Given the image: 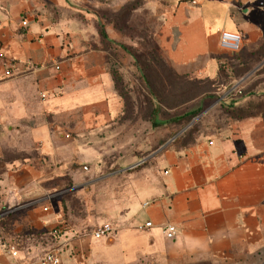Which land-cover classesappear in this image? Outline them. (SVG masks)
Segmentation results:
<instances>
[{
    "label": "crops",
    "instance_id": "0c3cea01",
    "mask_svg": "<svg viewBox=\"0 0 264 264\" xmlns=\"http://www.w3.org/2000/svg\"><path fill=\"white\" fill-rule=\"evenodd\" d=\"M223 30L240 52L220 47ZM144 33L177 75L208 82L201 94L242 66L238 83L264 93V0H0V264L55 248L64 264H264V113L222 121L208 105L196 141L190 124L137 170L96 175L95 142L124 107L112 45ZM113 179L118 200L68 220L66 183ZM102 224L116 230L95 238Z\"/></svg>",
    "mask_w": 264,
    "mask_h": 264
},
{
    "label": "rangeland",
    "instance_id": "374dc122",
    "mask_svg": "<svg viewBox=\"0 0 264 264\" xmlns=\"http://www.w3.org/2000/svg\"><path fill=\"white\" fill-rule=\"evenodd\" d=\"M133 41L134 43L129 45L130 50L123 49L120 43L112 46V51L118 58L116 59V64L118 65L117 75H119L117 86L125 95L126 101L122 100L126 111L121 115L119 122L113 124L112 132L101 136L95 142V145L101 149V156L97 158V165L102 166L101 170L96 173L99 176L106 174L114 176L121 167L137 170L140 165L147 164V160L163 146L158 147L159 144L171 142L184 131L183 128L174 133L176 128L170 126L167 122L165 123L164 118H167L171 112L164 110L161 113L159 110L155 115L152 113L149 99L153 101L154 99H152V95L147 91V86L143 82L142 72L134 64L135 57H138V60L142 62L144 70H146L152 80V84L158 93L160 105H172L179 101L183 102V98L188 95L184 91L191 86L187 84L180 89L177 86L172 92L167 93L165 78L168 74V69L160 62L161 56L159 54L152 60L149 57L150 54L147 53V48L149 50L152 39L146 34L144 39L138 38L136 42L134 38ZM122 54H124L123 57ZM133 54L136 56H133ZM224 90L225 87L220 86L216 94ZM263 100L255 99V102L258 103ZM201 103L202 101L192 107L196 108ZM213 104L211 103L209 106L216 105ZM207 106L208 104H205V107ZM206 109L199 115L204 116ZM154 122L161 123L157 125ZM137 163L140 164L134 167ZM74 184V181L66 183L63 193L66 216L69 221L85 215L90 210L94 212L95 200H118L119 198L120 185L114 179L113 183L110 184L98 181L96 184L86 185L85 188L69 187ZM87 187L90 188L89 191H87ZM82 200H85V204L82 203ZM88 200H90L89 203Z\"/></svg>",
    "mask_w": 264,
    "mask_h": 264
},
{
    "label": "trees",
    "instance_id": "16d2710c",
    "mask_svg": "<svg viewBox=\"0 0 264 264\" xmlns=\"http://www.w3.org/2000/svg\"><path fill=\"white\" fill-rule=\"evenodd\" d=\"M102 33L106 37L105 32L103 31ZM145 35H146L145 33L142 34L141 39H144ZM150 43L151 45L149 46V50L147 48V53L150 54L149 57L153 60V58H155V56L159 54L161 56V58L159 59L160 62L164 64L168 69V74L165 78L167 93L172 92L174 89L177 88V86L178 89L183 88V86L187 84H189L188 86H191L184 91V93L188 95L183 98L182 100L183 102L179 101L172 105H163V104L160 105V101L157 95L158 93L156 92V89L152 84V80L150 79L148 73H146V70H144V67L142 66V62L138 60V57H135L134 64L135 66L137 65L140 72H142L141 76L143 82L147 86L148 89L147 91L152 95L151 96L153 97L152 99H154V101L149 99L152 113L155 115L159 110L161 111V113L164 110H167V112H171V114L164 119H165V123L167 122L168 124L176 128L174 130V133L182 130L183 128L191 124L184 131L182 135H188V138L191 139V142L196 141L194 136L199 131V128L201 124H203V121L209 118V116L204 117L199 115L206 108L205 104L209 105L211 103H216L215 108L213 109L215 111H213L214 113H212V116L222 121L224 120L227 121L229 118L240 120L264 113V100L258 103L255 102V99H264V93H258L257 91H252L251 88L244 87L243 84L238 83L240 81L239 79H241L243 75L247 73L248 71L247 66H242L241 67L242 69H237L236 71H234L233 74L237 76L236 77L237 80L234 81L232 80L230 82L227 79L228 78L227 74H225L224 70H222V75L224 76V79L226 81L224 85L225 90L223 92L216 94V91L219 88L218 86H216L211 88L210 92L201 94L208 87V82L193 80L177 75L175 71L172 69L167 58L160 50V48L154 43L153 40ZM121 46L125 50L131 49L130 47L124 44H121ZM133 56L136 55L133 54ZM239 63L241 64V62ZM114 76L116 79V89L119 95L121 96V98L124 99V101H126L125 95L117 86L119 80V75H117V69L114 72ZM226 92L227 94H225ZM224 94L225 96H223ZM244 99L247 100V101L245 100V103L243 102ZM200 101H202L201 105H198L196 108L192 107L196 103L198 104V102ZM125 111H126V107L124 104L123 113ZM154 123L158 125L161 122H154ZM214 125L215 124L213 123V126ZM163 143L164 142L159 144L158 147L161 146Z\"/></svg>",
    "mask_w": 264,
    "mask_h": 264
},
{
    "label": "built area",
    "instance_id": "2783aa9c",
    "mask_svg": "<svg viewBox=\"0 0 264 264\" xmlns=\"http://www.w3.org/2000/svg\"><path fill=\"white\" fill-rule=\"evenodd\" d=\"M199 1L200 0H191L192 4H198ZM23 24H27V22L24 21ZM219 44L223 50L236 54L242 49V34L239 32L223 30L220 33ZM145 225L150 227L152 226V223L147 222ZM66 229V225L62 224V226L54 230V233L62 235ZM115 230L116 228L113 227L112 224H102L94 231V237H109L115 232ZM163 232L167 238H175L177 236L178 229L175 225L167 223L163 226ZM6 247L10 255L14 257L18 255V251L14 245L6 244ZM21 264H64V262L62 260L61 249L55 248L46 251L44 254L39 255L28 262H22Z\"/></svg>",
    "mask_w": 264,
    "mask_h": 264
}]
</instances>
